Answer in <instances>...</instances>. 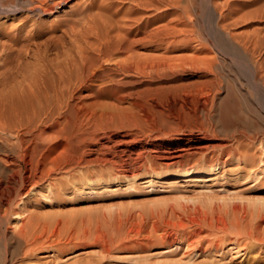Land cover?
Segmentation results:
<instances>
[{"label": "rangeland", "instance_id": "rangeland-1", "mask_svg": "<svg viewBox=\"0 0 264 264\" xmlns=\"http://www.w3.org/2000/svg\"><path fill=\"white\" fill-rule=\"evenodd\" d=\"M123 1L67 0L50 14L29 11L38 0H0V100L28 77L38 80L34 90L47 84L46 93L66 98L70 60L79 50L97 58L107 31L141 38L171 18L181 30L97 58L96 70L129 62L147 69L117 77L110 93L75 87L74 124L62 118L40 127L46 176L32 193L17 196L18 182L1 196L11 200L7 215L0 211V233L24 226L35 243L12 242L10 264H264V128L254 130L264 127V110L251 117V92L237 91L243 66L264 60V0H177L173 15ZM218 12L225 15L219 24ZM253 37L255 52H243ZM227 100L243 110L229 130L219 111ZM172 156L179 164L167 167ZM216 156L221 164L209 174L200 164ZM191 168L192 177L182 176ZM13 170L25 175L11 167L0 174L1 188Z\"/></svg>", "mask_w": 264, "mask_h": 264}, {"label": "bare ground", "instance_id": "bare-ground-1", "mask_svg": "<svg viewBox=\"0 0 264 264\" xmlns=\"http://www.w3.org/2000/svg\"><path fill=\"white\" fill-rule=\"evenodd\" d=\"M39 1L40 0H38L39 5H36L35 7L29 9V11L31 13L37 11V12H41V13L46 12V13L51 14L55 8H58L59 6L67 3V0H46V2L45 1L39 2ZM112 1H114V0H112ZM124 1L132 3V4H136L134 6H137V7H142V8L153 7L155 10H159L161 6H164L165 10H169V12L172 11L168 15H173V11H174L173 8L176 7V5L178 4L177 0H124ZM181 2H183V1H181ZM187 2H184V3L187 4ZM211 6H213V5H210V7ZM178 8H176V9L179 10ZM178 15H179V13H178ZM176 17H177V14H176ZM224 19H225V15L221 12H218V20L216 18L215 23L217 22V24H219L220 22H223ZM184 20H182V21H184ZM178 23H179V21L175 22L174 18L173 19L171 18L168 21H165V23L158 25L157 27L153 28L152 30H149V31L144 30V32H143L144 35L141 38L136 37L137 39L136 38L132 39L131 37H129L130 39L127 38V36H129V35L126 36V34H122L123 33L122 31H124V29L123 30L120 28L117 29L119 31H117L118 33H116V34H113L114 36H112L111 33H110V35H111L110 36L109 32L107 31L106 39L104 38V41L100 42L97 45V48L95 47L97 49V58L99 60V58L101 59L103 57L110 56L111 54L112 55L113 54H122V53H126L129 51H133L132 49L135 48L134 47L135 45H137V44L140 45V44H143V43L148 42V41L151 42V40L152 41L155 39L157 40L161 37H164V38L174 37V36H176L175 35L176 33L181 31L178 29ZM112 26H113V24H112ZM214 27H215V25H214ZM120 30H121V33H120ZM184 30H183V32H184ZM111 31H112V29H111ZM113 32H114V30H113ZM124 33H126V32H124ZM179 34H181V33L179 32ZM190 34L192 35V33H190ZM137 35H138V33H137ZM220 35L221 34H219V36ZM257 38L258 37H253L252 39L248 38V40H246L247 43L242 42V44L244 43L243 45L241 44V47L244 50L243 52H246V53H248L249 51H251L252 53L255 52L256 48L259 45V40H260ZM230 42L233 43L232 41H230ZM225 45H226V43H225ZM234 46L236 47V45H234ZM218 49L220 50L221 48H218ZM77 53H78L77 57H75V58L73 57L74 59L71 58L73 60H70L72 63L71 65L75 70L73 68H71L72 70H70L68 68L69 72H68V74H66L69 77L70 82H71V86L67 87V88H69L68 91H70V92H68L69 95H66V98H65V92L63 93V91H61V90L57 91V90L53 89L52 90L53 92L51 94H49L48 92L46 93V85L47 84H45L43 91L34 90L35 86L37 85L38 80L35 78L30 79V77H28V78H26V82L24 84L19 83L15 86H12L11 88H9L8 91L4 92L6 94L4 96H2L3 98L0 100V134H2L4 136L9 135V136L13 137V142L8 141L7 138L0 137V174L6 172L7 170H10L11 167H19L20 169L21 168L25 169V175H22L20 177H18L16 175L14 170L11 171V173L9 175L7 174V180L3 184V185H5V187L2 185V188H1V183H0V188H1V191H0V211L3 208L4 211H2L3 212L2 215H4V216L7 215L8 209H6V208H8L7 205L11 199H9V197H6V199L4 200L2 198L3 197L2 195L4 192L7 191V189L11 190L10 189L11 188L10 183L11 184L12 183L17 184L18 182L20 183V185H21V187H23V189L21 190V192L19 191L20 193H18L17 196H22L23 192H25V194L32 193L35 190L32 187L35 184H38V181L42 180L46 176V170H45L46 167L43 163V159H44L45 154L43 153V151L41 149L42 144L40 142V135H38L37 132L39 131L40 127H46V123L50 122L51 124H57L58 119H62V118L65 119V122L74 124V120H75V118H77L76 116L78 114L76 105L74 104V102L73 103L71 102L72 101L71 99H74V94H75L74 88L77 86L79 88L83 87V86L84 87L85 86H89V87L91 86V89L92 88L93 89H95V88L100 89L102 87H106L107 88L106 91L110 93L111 91L113 92V90L115 91V88H113V87H115L114 85L117 82H119V81H117V77L119 79L120 76L122 77V75L124 76V74L126 75V73H130L132 71L133 72L134 71L143 72L144 70L147 69V67L141 66L140 64H137L133 61L134 63L129 62L130 64L129 63H122V64L117 63V65L115 66V70L113 69V71H111V70L106 71L104 69L96 70V66H97L96 65V61H97L96 59L97 58H95L96 56L94 57V56L90 55L91 53H88L87 51L85 52L83 50H81V51L79 50V52H77ZM70 61L68 60V62H70ZM262 62L261 63L256 62L257 63L256 65L253 63L252 68L246 69V71H244V66H243V73L241 71L242 74L239 75V77L237 76L240 79L239 85L237 86V91H238V88L241 89L243 86H246L247 87L246 89H249L247 91L251 92L253 100L255 101V104L253 102H252L253 104H250L249 101H252V100H249V98H248L249 96L248 97L246 96L248 98L246 100L247 101L246 104H248L247 107L253 108L252 111L249 110L251 113L250 114L251 117H252V114L255 116L261 115V113H263L262 111L264 110V103H262L264 101V63H262ZM68 64L70 67L71 66L70 63H68ZM245 66H246V64H245ZM94 67H95V70H94ZM154 67H156V63L154 66L151 67L152 70L155 69ZM157 67H158V65H157ZM99 68H102V67H99ZM73 70L76 71V72H74L75 75H73ZM238 80H234V81L237 83ZM230 82L231 81L228 82V80H226V83L228 84V88L230 87V85H229V84H231ZM235 82H233V83H235ZM236 83L234 84V86L236 85ZM209 90L210 89H208V91ZM240 91H242V90H240ZM242 92H244V91H242ZM248 92H246V93H248ZM231 93L229 92L227 94H231ZM0 95H2V94H0ZM245 95H244V97H245ZM248 95H250V94H248ZM229 98H230V96H229ZM65 99H67V100H65ZM232 100H229V101L227 100L225 102H222L220 109H219L220 116L222 118L221 121L223 122L222 127H224L226 130L231 129V127H233V125L237 121L236 118L238 116H241V114H239V112L242 110V108L240 106L241 104L238 105L236 103L237 100L233 101L234 102L233 103ZM231 102H232V104H231ZM237 110H240V111H238L239 115L236 117L235 115H236ZM242 112H243V110H242ZM243 115L245 116L246 120H247V118L248 119L251 118V117L249 118L250 115L248 116L247 111ZM54 118H56L57 121L54 120ZM241 118H242V116H241ZM240 122H242V121H240ZM248 122H249V120H248ZM235 125H234V127H235ZM239 125L240 124H238V126ZM240 126L242 127V131H240V132H242L241 135H244V138H245V136H249L248 138L251 139L252 138V137H250L251 134L248 133L250 131L249 128L246 125H243V126L240 125ZM258 127H259V125L256 126L255 127L256 129H254V130L255 131H261V129L264 128V127H259V128ZM247 133H248V135H247ZM254 134H256V133H254ZM261 134H263V133H261ZM241 135H239V136H241ZM236 138H238V137L236 136ZM237 141H238V139H237ZM236 143H237L236 147H237V145L238 146L240 145L239 141ZM237 149H238V147H237ZM228 152H230V151H228ZM231 153H232V151H231ZM229 155L226 158V160L231 158L234 154H231V156H229ZM251 157L252 156H250V158ZM254 158H255V156L252 157V159H254ZM168 160L169 161L166 164V166L167 167H175L179 164L180 156H175V157L172 156V158L171 159L169 158ZM220 160L221 159H219L218 156H216L215 158H212L211 160H207L208 162L205 161L202 164H200V163L199 164L201 165L202 168H207V172H209V174H213V173H215V171L220 166V164H221ZM247 160L248 159H244L243 162H246ZM253 161H255V160H253ZM118 163L121 165L125 164V162H122V161H118ZM192 168L182 171L181 172L182 176L192 177L194 174V169H192ZM263 173H264V171H263ZM10 197H12V196L10 195ZM2 215L0 212V231H1L2 218H3ZM18 216H19L18 213H12L8 217H11V219L15 220L18 218ZM16 228H17V226H16ZM12 242H14V243L16 242L17 246L18 245H24L27 247L28 246H31V247L35 246V243L31 242L30 233L25 229L24 226L20 227L17 231H12V232L5 231L3 233H0V264H10L12 262V260L15 256V253H16L15 249L17 248V246L16 247L12 246V245H14V244H12ZM1 243H2V248H1Z\"/></svg>", "mask_w": 264, "mask_h": 264}]
</instances>
